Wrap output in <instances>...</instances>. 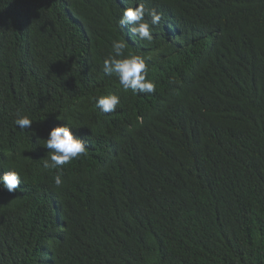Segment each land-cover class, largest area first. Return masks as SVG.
Listing matches in <instances>:
<instances>
[{
	"label": "trees",
	"instance_id": "16d2710c",
	"mask_svg": "<svg viewBox=\"0 0 264 264\" xmlns=\"http://www.w3.org/2000/svg\"><path fill=\"white\" fill-rule=\"evenodd\" d=\"M134 2L162 16L151 42L119 29L133 0H0V162L22 179L0 188V264H264V0ZM122 36L154 93L104 75ZM18 114L88 143L61 186Z\"/></svg>",
	"mask_w": 264,
	"mask_h": 264
},
{
	"label": "clouds",
	"instance_id": "9594fccd",
	"mask_svg": "<svg viewBox=\"0 0 264 264\" xmlns=\"http://www.w3.org/2000/svg\"><path fill=\"white\" fill-rule=\"evenodd\" d=\"M135 5V6H133ZM146 15L150 19H146ZM162 16L155 9H148L144 3H133L121 10L119 16V29L124 32V27L128 26L127 35L129 39H137L151 42L155 26L159 25ZM125 35V33H124ZM130 44L124 36L114 39L111 42V53L103 60L102 71L105 76H114L124 91H131L135 95L151 94L156 91L154 81L148 79V60L151 57H144L128 52ZM95 106L103 114L116 111L120 105V96L114 93L94 97ZM57 119V118H56ZM58 121H62L57 119ZM33 120L28 115L18 114L14 120V125L29 138L36 137L37 140L44 141V147L49 155L43 160V168L58 170L54 176V184L62 185L61 172L63 166L72 161L86 156L88 153V143L84 138L74 135V130L67 122L51 127L46 138H40L36 130L32 127ZM37 144V143H36ZM114 158L117 160L120 154L115 151ZM114 165V164H113ZM8 167L7 171L0 174V188L8 193L15 192L21 182V175L18 171L0 162V169Z\"/></svg>",
	"mask_w": 264,
	"mask_h": 264
}]
</instances>
